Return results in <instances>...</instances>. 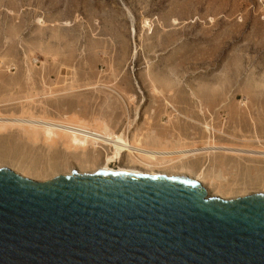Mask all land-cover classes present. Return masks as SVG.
Wrapping results in <instances>:
<instances>
[{"label":"rangeland","instance_id":"obj_1","mask_svg":"<svg viewBox=\"0 0 264 264\" xmlns=\"http://www.w3.org/2000/svg\"><path fill=\"white\" fill-rule=\"evenodd\" d=\"M30 116L159 148H236L157 168L126 153L113 167L187 176L209 198L264 194V156L246 152H264V0H0V117ZM112 154L0 130V169L36 182L98 173Z\"/></svg>","mask_w":264,"mask_h":264},{"label":"water","instance_id":"obj_2","mask_svg":"<svg viewBox=\"0 0 264 264\" xmlns=\"http://www.w3.org/2000/svg\"><path fill=\"white\" fill-rule=\"evenodd\" d=\"M0 264H264V194L118 170L47 182L0 169Z\"/></svg>","mask_w":264,"mask_h":264},{"label":"bare ground","instance_id":"obj_3","mask_svg":"<svg viewBox=\"0 0 264 264\" xmlns=\"http://www.w3.org/2000/svg\"><path fill=\"white\" fill-rule=\"evenodd\" d=\"M168 106L173 108L170 104ZM173 110L179 112L174 108ZM99 122L101 123V121ZM16 127L24 129L25 133L34 141H38L42 138L47 142L63 143L68 148H96L100 143L103 144V146H110V149L113 150V154L112 156H107L106 165L102 171L127 170L115 168V166L113 167V164L120 162V160L123 159V155L126 153L133 155L134 158L131 159L132 163H138L139 165L142 164L148 167L161 165L162 161L172 165L175 162L179 163L189 157L216 152L221 153V151L228 153H243L242 150L236 148L217 146L212 143H209L207 147H204L203 149L196 148L194 145V147L188 148L181 142H179L176 145V148L173 149L159 148L151 145L147 146L136 142L133 143L125 134L118 135L117 133L115 134L114 131L112 132L106 123L91 124V122H84L77 117L68 120H51L44 117L38 118L33 116L28 118L0 117V130ZM246 152L247 154H252L254 156L256 155L254 153L262 154L261 156H264V152Z\"/></svg>","mask_w":264,"mask_h":264}]
</instances>
